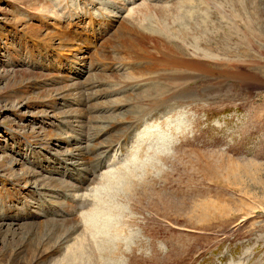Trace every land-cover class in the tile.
Listing matches in <instances>:
<instances>
[{
	"label": "rangeland",
	"instance_id": "rangeland-1",
	"mask_svg": "<svg viewBox=\"0 0 264 264\" xmlns=\"http://www.w3.org/2000/svg\"><path fill=\"white\" fill-rule=\"evenodd\" d=\"M81 1L0 0V264H264V0H155L188 4L151 9L159 27L127 26L115 3L123 0ZM96 30L86 44L75 38ZM70 65L76 75L87 65L86 74L68 80ZM111 116L124 130L112 145L67 154L78 153L74 140L105 136L106 127L85 128ZM129 140L138 168L97 174ZM64 154L59 167L85 159L83 179L94 174L83 185L98 213L93 237L77 228L80 211L48 210L44 170ZM94 177L106 183L99 193ZM78 178L69 175L63 197ZM61 182L53 190L68 187ZM67 219L77 224L58 233Z\"/></svg>",
	"mask_w": 264,
	"mask_h": 264
},
{
	"label": "bare ground",
	"instance_id": "bare-ground-1",
	"mask_svg": "<svg viewBox=\"0 0 264 264\" xmlns=\"http://www.w3.org/2000/svg\"><path fill=\"white\" fill-rule=\"evenodd\" d=\"M53 1V0H52ZM163 1V0H162ZM153 2H155V0H123L122 2H115L116 3V5H117V7L119 8V9H121L123 12H125V13H127L123 18L125 19V20H127V21H125V23H126V25L127 26H129V27H138V26H147V25H153V24H158V27H159V25H161V21L159 20V18L160 17H157L156 15H154V13H153V16H151V14L150 13H152V12H150V10L151 9H155V11L157 12H160V11H162V9H175V10H177V8H186V6L188 5L187 3H185L183 6H178V5H173V6H170V7H168V5H167V7H166V5H163V6H161V7H159V6H157V5H153ZM55 4V3H54ZM162 4V3H161ZM61 6V5H60ZM58 7V6H57ZM59 8V7H58ZM72 8V7H71ZM182 10V9H181ZM115 11V10H114ZM168 11V10H167ZM183 11V10H182ZM57 12V11H56ZM62 12V11H61ZM89 11H87V13H88ZM157 12V13H158ZM170 12V11H169ZM91 13V12H90ZM89 13V14H90ZM102 13V16H103V12H101ZM119 13V12H118ZM167 13V12H166ZM181 13V12H180ZM63 14H65V13H63ZM67 14V13H66ZM71 13H69V15H70ZM78 14H80L79 12H78ZM95 13H93V15L91 14V16L93 17H95V15H94ZM160 14V13H159ZM170 14V13H169ZM168 14V15H169ZM172 14V13H171ZM176 14V13H175ZM184 14H188V11H185L184 13H183V15ZM86 15V14H85ZM116 15V14H115ZM161 15V14H160ZM165 15V14H164ZM168 15H166V16H168ZM106 16H108V14L106 15ZM121 16V15H120ZM165 16V18H167ZM177 16L178 17H180L181 18V14H177ZM84 17V16H83ZM109 17V16H108ZM172 17H173V14H172ZM72 18V17H71ZM81 18V17H80ZM164 18V19H165ZM174 18H175V16H174ZM83 19V18H82ZM112 19V18H111ZM119 19V18H118ZM169 18H167V20H168ZM113 20V19H112ZM169 20H171V19H169ZM174 21H177L178 19H173ZM80 21H82V20H80ZM180 21V20H179ZM178 21V22H179ZM166 22L167 21H165V24H166ZM169 22V21H168ZM164 25V24H163ZM149 26V27H150ZM155 26V25H154ZM175 26V25H174ZM172 27V26H171ZM174 28V27H173ZM147 29H149V28H147ZM153 29V28H152ZM179 29V28H178ZM161 30V29H160ZM172 30V29H171ZM138 31L140 32V33H142V34H145V35H148V33L149 34H151L152 36H156L157 34H155V32L154 31H152V30H145V31H143V30H141V27L140 28H138ZM157 31V30H156ZM159 31H157V33H158ZM183 32V31H182ZM185 33V32H184ZM144 35V36H145ZM149 36V35H148ZM166 36V35H165ZM163 38H165V37H163ZM185 46V45H184ZM197 50V49H196ZM201 51V50H200ZM197 53H198V51H197ZM197 53H196V55H197ZM204 53V52H203ZM207 53V52H206ZM205 53V54H206ZM209 55H211V54H209ZM203 56H205L204 54H203ZM207 57V56H206ZM209 57V56H208ZM215 57V56H214ZM208 59V58H207ZM209 60V59H208ZM210 60H212V59H210ZM214 60V59H213ZM212 60V61H213ZM215 61H217L216 59H215ZM222 64V63H221ZM205 65H207V64H205ZM204 67H206V66H204ZM208 67V66H207ZM206 67V68H207ZM206 70H209V67L206 69ZM84 71V70H83ZM75 73H77V69L75 70ZM85 87V86H84ZM88 89V88H87ZM84 90V89H83ZM89 100V99H88ZM95 130V129H94ZM89 131V130H88ZM91 131V130H90ZM97 131V130H96ZM90 133V132H89ZM93 133V132H92ZM97 134V133H96ZM88 137V136H87ZM94 139L93 140H95V137H93ZM88 138H86L85 139V141L86 142H88V141H90L89 139L87 140ZM114 142V141H113ZM112 145V144H111ZM120 147V146H119ZM118 148V147H117ZM83 149V148H82ZM98 149V148H97ZM90 150V149H89ZM95 150V149H94ZM91 151V150H90ZM98 151V150H97ZM89 152V151H88ZM87 152V153H88ZM96 151H93V152H91L89 155H93L94 153H95ZM117 152H119V151H117ZM82 153V152H81ZM80 153V154H81ZM108 153V152H107ZM106 155V154H105ZM84 156V155H83ZM79 157V156H78ZM75 159V158H74ZM78 159V158H77ZM79 161V160H78ZM73 162V164H74V161H72ZM72 162H71V165H72ZM90 163V162H89ZM88 163V164H89ZM86 166H87V164H86ZM93 166V165H92ZM99 166H100V163H99ZM88 167V166H87ZM89 167H91V166H89ZM78 168V167H77ZM82 168V167H81ZM94 168H95V166H94ZM98 168V167H97ZM97 168H95V169H97ZM88 168H86V170H87ZM91 170H94V169H91ZM78 171L82 174V172L80 171V169H78ZM95 171V170H94ZM91 172V171H90ZM95 173V172H94ZM91 175V179H92V177H93V173L92 174H89V175H87L84 179H83V177H81V179L82 180H80L79 181V184H80V186L78 187L77 186V190L74 192V195L75 196H72L71 197V199H72V201H71V203H72V206H69L71 209H72V215L71 216H75V213L76 212H74V211H80V213H81V217L84 219V222H83V224L81 225V226H77V228H84V229H86V232H85V235H87V234H89V236L90 235H92L93 233H95V231H97L98 230V228L100 227L99 226V223H98V225H97V222H95V220H96V216H97V210H96V203H95V201L92 203V199L90 198V197H92V195H90V194H88L87 192H91V190L87 187V188H83V185L84 184H86V182H88L87 180H88V178H89V176ZM120 177H122V176H120ZM70 178H72V177H70ZM76 178V177H75ZM95 180H97V177H94V179L91 181L90 180V184L89 185H91V184H93L94 182H95ZM110 182V181H109ZM64 183V182H63ZM78 183V182H77ZM62 183H60V184H57V185H55L54 186V188H57V187H59V185H61ZM77 185V184H76ZM74 186V185H73ZM65 187H67V186H65ZM144 187H146V186H144ZM73 188V187H72ZM74 189V188H73ZM81 191L82 192H84L85 191V193H82L81 194ZM151 191V190H150ZM73 192V191H72ZM146 192V191H145ZM149 193V192H148ZM71 195H73V194H71ZM139 195V194H138ZM131 199H132V197H131ZM68 207V208H69ZM67 210V209H66ZM95 212H96V214H95ZM78 213V212H77ZM76 225L77 224V221H72V219H67L65 222H63V224H62V228L61 229H59L57 232L58 233H61L63 230H65L66 228H70V226H73V225ZM108 224V223H107ZM59 225V224H58ZM95 225H97V227L95 228L94 226ZM60 226H61V224H60ZM72 228H74V227H72ZM69 231V230H68ZM103 231V230H102ZM98 233V232H97ZM73 235V234H72ZM72 235H70V236H72ZM75 235V234H74ZM95 235V234H94ZM98 234H96V236H97ZM95 236V237H96ZM99 236V235H98ZM92 237H93V235H92ZM94 239H96V238H94ZM94 239H92V240H94ZM106 239V238H105ZM108 239V238H107ZM82 241H83V239H81L80 240V243H82ZM96 243V241H93V243Z\"/></svg>",
	"mask_w": 264,
	"mask_h": 264
}]
</instances>
